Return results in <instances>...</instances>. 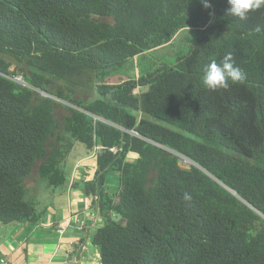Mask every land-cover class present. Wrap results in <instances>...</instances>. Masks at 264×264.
Returning a JSON list of instances; mask_svg holds the SVG:
<instances>
[{
	"label": "trees",
	"instance_id": "1",
	"mask_svg": "<svg viewBox=\"0 0 264 264\" xmlns=\"http://www.w3.org/2000/svg\"><path fill=\"white\" fill-rule=\"evenodd\" d=\"M208 3L0 0V221L39 220L27 178L64 185L80 141L102 264H264V8ZM186 29L200 35L175 62L126 68ZM229 52L246 79L208 90Z\"/></svg>",
	"mask_w": 264,
	"mask_h": 264
},
{
	"label": "crops",
	"instance_id": "2",
	"mask_svg": "<svg viewBox=\"0 0 264 264\" xmlns=\"http://www.w3.org/2000/svg\"><path fill=\"white\" fill-rule=\"evenodd\" d=\"M95 151L75 159L69 155L65 163L68 181L62 186L49 187L36 173L27 178V196L42 214L36 222H12L11 246L6 253L1 252L0 258L8 264H102L93 236L104 219L96 194L85 189ZM128 157L134 160L138 154L130 152ZM110 173L115 174L114 178ZM109 174L106 188L113 193L118 189L120 173ZM59 227H64V231H59Z\"/></svg>",
	"mask_w": 264,
	"mask_h": 264
},
{
	"label": "rangeland",
	"instance_id": "3",
	"mask_svg": "<svg viewBox=\"0 0 264 264\" xmlns=\"http://www.w3.org/2000/svg\"><path fill=\"white\" fill-rule=\"evenodd\" d=\"M199 35V32H197L195 29L181 30L171 43L162 47L151 49L145 52V54L139 55L138 57L131 58L127 62L126 68L129 69L130 72L132 71L136 74L138 71L143 72L144 69L153 67L154 63L157 65V61L165 63L175 62L179 57L185 55L188 52L190 44L196 41ZM185 133L195 137V135L191 133ZM89 151L90 149L84 143L76 141L74 149L70 154V158L75 159ZM191 163V160L183 159L182 165L187 166ZM109 176L114 178L115 174L110 173ZM13 226V223H4L0 221V255L1 252L6 253V250H8V248L11 246ZM20 238H18L19 241ZM18 240H15V242L17 244H22V242H19Z\"/></svg>",
	"mask_w": 264,
	"mask_h": 264
},
{
	"label": "clouds",
	"instance_id": "4",
	"mask_svg": "<svg viewBox=\"0 0 264 264\" xmlns=\"http://www.w3.org/2000/svg\"><path fill=\"white\" fill-rule=\"evenodd\" d=\"M205 8H210L208 0H200ZM228 14L239 17L244 20L250 12L258 11L264 8V0H228ZM246 79V74L235 63L232 53L226 54L222 60L211 61L203 70L202 83L210 91L226 89L229 82L232 84L241 83ZM184 199L190 200L191 196L186 192Z\"/></svg>",
	"mask_w": 264,
	"mask_h": 264
},
{
	"label": "built area",
	"instance_id": "5",
	"mask_svg": "<svg viewBox=\"0 0 264 264\" xmlns=\"http://www.w3.org/2000/svg\"><path fill=\"white\" fill-rule=\"evenodd\" d=\"M19 80H21V77H19ZM59 231H61V232L64 231V227H59Z\"/></svg>",
	"mask_w": 264,
	"mask_h": 264
}]
</instances>
